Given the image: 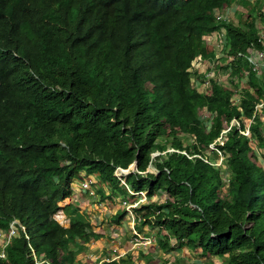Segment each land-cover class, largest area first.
<instances>
[{"label":"trees","instance_id":"obj_1","mask_svg":"<svg viewBox=\"0 0 264 264\" xmlns=\"http://www.w3.org/2000/svg\"><path fill=\"white\" fill-rule=\"evenodd\" d=\"M234 1L0 0V229L14 218L26 228L0 264H37L34 252L43 264H78L84 245L101 237L79 206L61 204L83 173L109 199L127 188L148 198L167 193L135 211L136 224L158 228L163 253L185 245L201 249L202 264H217L211 256L264 264V164L255 161L264 162L262 118L255 116L252 137L232 126L215 143L228 171L204 159L225 123L253 118L264 88L252 74L236 103L216 80L210 95L191 80L195 56H209L207 33L224 27L230 52L258 44L256 15L264 20V12L256 4L241 24L215 20ZM135 161L122 184L116 168ZM225 171L233 181L226 199ZM60 209L69 226L54 217ZM162 264L188 263L175 256Z\"/></svg>","mask_w":264,"mask_h":264},{"label":"built area","instance_id":"obj_2","mask_svg":"<svg viewBox=\"0 0 264 264\" xmlns=\"http://www.w3.org/2000/svg\"><path fill=\"white\" fill-rule=\"evenodd\" d=\"M228 5H225L222 8L216 9L214 11L215 20L218 22H229L231 19L230 12L228 11ZM262 12H264V6L261 7ZM259 18L258 21V44H252L245 51L230 52L227 44V31L224 27H220L212 32H209L204 37L205 45L208 49L209 56H204L202 53H199L195 56L192 66H191V80L192 85H194L201 93L205 95H210L213 88V80H216L222 86L228 87L234 91L233 101L239 103L240 101V92L241 90L251 88L250 77L252 74L257 76L260 86L264 88V20L260 18L259 13L256 15ZM239 70V72H237ZM201 113V119L204 123H209V118L212 117V114L204 108ZM256 115H259L262 118L264 124V98L255 106V112L253 118H246L244 120L245 125L243 126L241 121L237 118L232 119L230 123H225L224 129L221 132V135L216 139V141L210 144L209 147H212L214 151L218 152L220 161L214 160L212 157L204 156V159L214 166L224 167L226 162L225 154L218 149L215 143L222 141L223 135L227 133L232 126L239 127L241 133L246 136L252 137L251 125ZM264 127V126H263ZM229 166H225V170L228 171ZM224 170V169H223ZM129 173V169H124L117 167L115 170V175L118 176L122 184L127 185L124 179ZM227 180V179H226ZM96 181L91 177L81 176L80 179V192L86 194V197L92 198L97 196V188L94 183ZM74 190L77 191L76 186L73 184ZM96 188V189H95ZM132 194H141V201H144L146 198V191L133 192L129 189ZM78 197V193L74 195V198ZM139 202L132 204L127 200H123V205L127 208L128 214L131 216L134 223V233L139 235L136 229V223L141 220L135 212L134 208L138 205ZM56 217V216H55ZM56 219L63 225H68L69 219L59 220ZM22 229L25 231V226L18 219H14L9 229L2 230L0 229V258H7V249L12 245V241L15 236H17L18 231ZM153 242L152 239L147 241V244ZM118 252L117 248H114V254L109 256L100 257L97 264H102L103 261H112L119 259L123 256V252ZM117 253V254H115ZM34 257L37 264H43L44 261L39 259L34 252ZM93 258V254L90 255V260ZM95 258L94 260H97ZM47 264H50L49 262Z\"/></svg>","mask_w":264,"mask_h":264},{"label":"rangeland","instance_id":"obj_3","mask_svg":"<svg viewBox=\"0 0 264 264\" xmlns=\"http://www.w3.org/2000/svg\"><path fill=\"white\" fill-rule=\"evenodd\" d=\"M262 7L264 6V0H235L234 3L229 5L228 10L232 12V17L230 14V17L232 21H235V23H243L245 21V18L252 13V8H254V5ZM148 86L150 87L151 84L148 83ZM203 116V113H201ZM172 132L167 131V133L164 135V138L171 143L172 140ZM190 141V140H189ZM255 146V152L256 155L258 153V148ZM206 154L208 157H212L214 160L220 161L218 152L214 151L212 147H208L206 149ZM255 161L259 163L260 165L264 164L262 157H256ZM225 166H227V163L225 162L223 169L225 170ZM136 168L130 167V170H134ZM153 172H156L154 168H150ZM225 180L226 185L220 188L219 194L226 199V196L229 192L230 187L233 185V181L230 179L229 175L225 171ZM84 174V173H83ZM91 178H95L94 175H91ZM96 179V178H95ZM74 185L76 186L77 191H80L79 185H80V179L77 178L74 181ZM99 188H97V196L89 198L91 205H85L83 204V210L86 214H88L91 219V222L93 224V227H96V229H99L102 231L101 227L109 228L111 226V229L114 228L117 230H120V238L116 239L114 237L106 238V241L104 244H106L105 251L100 255L101 257L111 255L114 252V248H118V252H123V256L121 258L126 259L128 261V264H162L163 260H171L173 261L175 259V256L181 257L186 260L188 264H202L208 260L207 257L203 256L201 254V249L191 250L187 246H178V248L174 252L170 253H163L157 245V242L155 240V236L158 232V228H151L149 225L142 226L141 224H136V229L139 233V235L134 233V223L132 221V218L129 214L124 216L121 219L120 223H115L112 221L113 216L116 213H119L123 210L127 211V208L123 205V200H127L131 202L132 204H135L136 202H139L138 205L134 208V212L136 209H140L143 205L150 204V201H156V202H163L167 198V193L165 192H158L153 197L148 198L146 195V198H144V201H141L142 195H132L130 192L128 195H116L115 198H108L109 189L104 186L103 184H100L98 182ZM102 186V187H101ZM95 188V189H96ZM128 189V188H127ZM129 190V189H128ZM108 198V199H107ZM68 200V199H67ZM74 200V199H73ZM76 201L80 202V198H75ZM66 202V201H65ZM64 201L61 204L65 203ZM85 208V209H84ZM88 210H87V209ZM92 208V209H91ZM140 213V211H138ZM137 215V213L135 212ZM143 216V213H141ZM59 220H66L67 217L65 213L60 210L55 215ZM119 225V226H118ZM142 229L140 230V228ZM120 228V229H119ZM149 239H152L153 242L150 244H147V241ZM175 240L172 241V244H175ZM99 244V243H98ZM109 244V245H108ZM93 250V249H92ZM97 253V254H96ZM100 253L97 251H94L93 255H98ZM115 253V254H117ZM210 259L214 260L217 264H220L223 259H220L217 256H211ZM224 260H227V258H224ZM86 264H97L98 261H90V257H88Z\"/></svg>","mask_w":264,"mask_h":264},{"label":"crops","instance_id":"obj_4","mask_svg":"<svg viewBox=\"0 0 264 264\" xmlns=\"http://www.w3.org/2000/svg\"><path fill=\"white\" fill-rule=\"evenodd\" d=\"M228 11L230 12L231 17H232V12L230 10H228ZM78 197L80 198V202H78L76 200H72L70 202H74L75 205L79 206L80 208H83V206H82L83 204H85V205H87V204L88 205H91L92 204V203H90V200H88L89 198L86 197V194H84L83 192H80L78 194ZM86 213H88V212H86ZM89 217H91V216H89ZM112 221H113V219H112ZM111 227H113V226H111ZM111 227H109V228L101 227L102 231L99 230V229H96V227H93L94 231H96V232H98V233L101 234V237L99 239H92L90 242H88V243H86L84 245V249L77 255L78 256V258H77L78 264H86L85 262H87L88 257H90V255L94 251H97V252L100 251V253L98 255H96V256L93 255V258H91V260H90V261H95L94 259L95 258H98V256H100L105 251V248L104 247L106 246V244H104V243L106 241V238H109V237H114L116 239H119L120 238V234H121L120 233V230H117V228L116 229H114V228L111 229Z\"/></svg>","mask_w":264,"mask_h":264},{"label":"clouds","instance_id":"obj_5","mask_svg":"<svg viewBox=\"0 0 264 264\" xmlns=\"http://www.w3.org/2000/svg\"><path fill=\"white\" fill-rule=\"evenodd\" d=\"M223 7H224V6H223ZM228 7H229V5H228ZM229 21H232V19H230ZM219 23H220V22H219ZM221 27H222V26H221ZM171 150H172V149H171ZM157 154H159V153H158V152H157V153H154V155H157ZM130 167H131V166H130ZM128 169H129V168H128ZM129 172H130V171H129ZM81 176H86V177L88 176V177H91V175L79 174V175H77L76 179H77V178L81 179ZM94 177L96 178V179L94 178V180L96 181V182L94 183V185H95V187H98V188H99V185H98V182H99V181H98V179H97V177H96L95 175H94ZM74 181H75V180H74ZM99 183H100V182H99ZM73 184H74V182L72 183L73 194H72V196H71L68 200H66V202L64 201V202H65L64 204H66V203L72 201L73 199L75 200L74 195L77 194V193H78V194L80 193V191H75V190H74V186H73ZM128 189H129V188H128ZM136 195H138V194H136ZM146 195H147V194H146ZM73 203H74V202H73ZM74 204H75V203H74ZM60 210H62V211L64 212L63 209H60ZM60 210H58V212H59ZM58 212H56L55 215H56ZM64 213H65V212H64ZM127 214H128V212H127ZM55 215H54V217H55ZM65 215H66V217L69 219V217L67 216L66 213H65ZM55 218H56V217H55ZM14 219H17V218H14ZM14 219H13V220H14ZM13 220H12V221H13ZM18 220H19V219H18ZM12 221H11V222H12ZM11 222H10V224H11ZM20 222H21V221H20ZM21 223H22V222H21ZM69 223H70V220H69V222H68V225H65V226H69ZM10 224H9L8 228H2V230H7V229H9ZM117 249H118V248H117ZM112 254H114V252H113ZM109 255H110V254H109ZM109 255H108V256H109ZM95 256H96V255H95ZM100 257H101V256H98V259H97L98 262H99ZM121 257H122V256H121ZM121 257H120V258H121ZM120 258H119V259H120ZM119 259H115V260H119ZM95 261H96V260H95ZM112 261H113V260H112ZM103 262H104V261H103ZM109 262H110V261H109Z\"/></svg>","mask_w":264,"mask_h":264},{"label":"water","instance_id":"obj_6","mask_svg":"<svg viewBox=\"0 0 264 264\" xmlns=\"http://www.w3.org/2000/svg\"><path fill=\"white\" fill-rule=\"evenodd\" d=\"M131 167H134V168L137 169V161H135V162L131 165ZM149 171H150V170H149Z\"/></svg>","mask_w":264,"mask_h":264}]
</instances>
